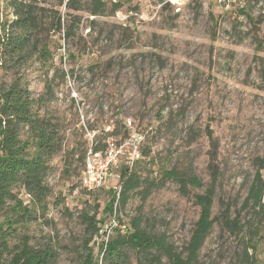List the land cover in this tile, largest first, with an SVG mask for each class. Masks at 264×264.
<instances>
[{
    "label": "rangeland",
    "instance_id": "obj_1",
    "mask_svg": "<svg viewBox=\"0 0 264 264\" xmlns=\"http://www.w3.org/2000/svg\"><path fill=\"white\" fill-rule=\"evenodd\" d=\"M28 1L56 11L62 31L40 35L46 56L15 60L0 51V86L18 84L41 99L36 109L58 125L63 147L49 161L47 209L34 207L15 189L34 209L21 236L33 246L52 247L58 264H81L91 237L82 215H95L99 222L100 235L90 244L98 256L99 244L114 236L118 225L127 231L141 217L142 229L165 235L182 251L200 215L196 196L216 174V222L200 260L245 264L241 239L221 217L228 205L231 219L241 211L261 161L264 176V0H191L179 14L164 0H103L106 13L99 16L90 12L95 0H77L81 10L67 9L68 0ZM116 3L121 8L112 14ZM12 19L8 1L0 0V22L8 21L10 29ZM129 121L143 136L141 150H150L132 171L158 180L160 168H175L194 174L202 186H189L183 195L177 183L167 181L146 200L142 187L130 192L117 213L107 212L112 195L121 191L128 148L106 187L95 193L79 183L84 158L94 133L102 145L108 136L122 140ZM241 216L247 217V210ZM128 256L131 264L139 263L138 254ZM257 259L264 264V241ZM163 264H169L166 257Z\"/></svg>",
    "mask_w": 264,
    "mask_h": 264
},
{
    "label": "trees",
    "instance_id": "obj_2",
    "mask_svg": "<svg viewBox=\"0 0 264 264\" xmlns=\"http://www.w3.org/2000/svg\"><path fill=\"white\" fill-rule=\"evenodd\" d=\"M8 7L13 12L11 21L12 30L6 28V22H0V51L9 59L26 60L34 54L46 56L48 47L41 45L39 37L43 32H61L62 18L56 17V11L37 8L28 0H7ZM64 4L60 0V5ZM170 7L166 4L165 7ZM66 7L69 10H81L77 0H68ZM121 8L120 3L113 6L112 14ZM93 16L106 13V2L95 0L90 9ZM73 26L68 34L73 33ZM40 100L33 98L32 93L18 84L9 87L0 86V214L7 211L4 221L0 222V264H58V254L50 246L37 247L30 243L27 236H21L20 231L24 224L32 219L34 209L24 205L18 199L15 189L23 190L30 198L34 207L47 209V199L50 188L46 185V176L49 161L57 155L63 147V138L60 128L51 120L39 114L36 109ZM136 127V126H135ZM125 129V138L128 130ZM137 129V128H136ZM24 136H26L24 138ZM109 137V136H108ZM102 145L95 138V151H103ZM145 156L150 150L142 151ZM85 159V158H84ZM155 165L154 158L150 160ZM262 161L249 187L241 211L247 210V217L238 212L233 219L229 216L230 205L221 217L227 229L241 239L245 264H258L257 252L264 241V176ZM154 174L153 171H149ZM124 179L120 193L112 195L106 205V211L114 213L119 206L124 207L129 199L130 192L143 188L140 192L146 200L153 190L159 189L167 181L179 185L183 195L188 194V187H201L202 182L197 176L178 171L175 168H160V179L143 178L139 172L127 168L124 170ZM217 175L214 174L210 186L205 193L196 196L200 206V215L190 239L182 251H177L173 243L165 235L152 234L142 229V218L132 220L127 231L116 227L114 236H109L99 244L100 255H96L91 241L100 235L101 229L95 215H82V218L91 229L90 240L84 245L81 264H131L128 253L134 252L139 256L138 264H163V258L169 264H202L200 252L212 232L216 219L212 218V208L216 194ZM117 219V216L115 215ZM242 223V220H244ZM119 224L121 221L118 219ZM121 226V225H120ZM126 228V227H125ZM251 251V254L249 253Z\"/></svg>",
    "mask_w": 264,
    "mask_h": 264
},
{
    "label": "built area",
    "instance_id": "obj_3",
    "mask_svg": "<svg viewBox=\"0 0 264 264\" xmlns=\"http://www.w3.org/2000/svg\"><path fill=\"white\" fill-rule=\"evenodd\" d=\"M191 0H164L163 3L179 14ZM128 137L122 140L109 136L105 141L103 151H95V133L90 148L84 159V170L80 177V185L89 193H95L106 187L112 176L113 169L117 168L128 148L127 166L132 169L135 163L142 159L141 140L143 139L136 127L129 121L126 125ZM110 130V127L107 129Z\"/></svg>",
    "mask_w": 264,
    "mask_h": 264
}]
</instances>
